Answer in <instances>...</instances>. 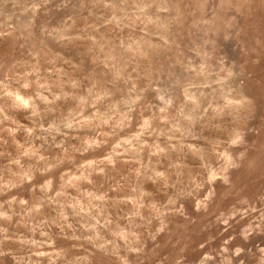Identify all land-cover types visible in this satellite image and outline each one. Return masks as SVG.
<instances>
[{"label":"clouds","instance_id":"clouds-1","mask_svg":"<svg viewBox=\"0 0 264 264\" xmlns=\"http://www.w3.org/2000/svg\"><path fill=\"white\" fill-rule=\"evenodd\" d=\"M256 14L264 0H0V264H264Z\"/></svg>","mask_w":264,"mask_h":264},{"label":"rangeland","instance_id":"rangeland-1","mask_svg":"<svg viewBox=\"0 0 264 264\" xmlns=\"http://www.w3.org/2000/svg\"><path fill=\"white\" fill-rule=\"evenodd\" d=\"M243 33L241 40L249 50L250 59L245 68L244 91L247 95L253 97L261 107L253 123L258 125L260 117L264 116V53L261 54L260 62L253 64L254 58L252 50L255 48L254 38L258 35H264V15L256 14L242 22ZM222 54L229 62L235 61L238 65L241 63L239 48L235 39L224 40L221 36L219 40Z\"/></svg>","mask_w":264,"mask_h":264}]
</instances>
